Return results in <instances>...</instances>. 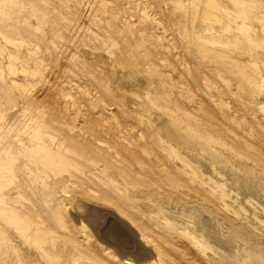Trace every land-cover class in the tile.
Listing matches in <instances>:
<instances>
[{
  "label": "rangeland",
  "instance_id": "374dc122",
  "mask_svg": "<svg viewBox=\"0 0 264 264\" xmlns=\"http://www.w3.org/2000/svg\"><path fill=\"white\" fill-rule=\"evenodd\" d=\"M239 1L247 4L246 23L264 27V0ZM186 4L180 10L174 0H0V109L9 112L1 131L8 126L11 140L24 127L66 124L138 133L156 128L155 114L201 129L231 168L251 180L252 197L229 191L228 225L264 242V87H252L216 59L206 40L211 32L202 31ZM250 48L229 51L241 60L250 56L262 77L264 44ZM159 149L137 153L135 168L152 164ZM142 180L159 187L154 175ZM70 218L69 235L88 234L87 225L75 227ZM81 238L104 257L96 264H123ZM85 246L76 251L86 253ZM210 252L219 264L217 250Z\"/></svg>",
  "mask_w": 264,
  "mask_h": 264
},
{
  "label": "bare ground",
  "instance_id": "6f19581e",
  "mask_svg": "<svg viewBox=\"0 0 264 264\" xmlns=\"http://www.w3.org/2000/svg\"><path fill=\"white\" fill-rule=\"evenodd\" d=\"M187 1L194 22L211 32L205 39L216 59L252 87H264L260 65L229 51L264 44L256 35L264 36L263 25L246 23L247 4L174 0L180 10ZM8 115L0 109V264H62L70 255L69 264L104 259L81 237L123 264H213V248L219 264H264V242L247 240L226 219L229 191L250 198L251 180L231 168L203 130L155 114L156 128L138 133L66 124L24 127L11 140L8 126L1 131ZM155 145V161L135 168L137 153ZM152 175L158 188L142 180ZM68 214L75 227L88 226L87 235L68 234ZM79 244L88 253L77 252Z\"/></svg>",
  "mask_w": 264,
  "mask_h": 264
}]
</instances>
